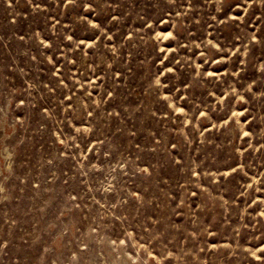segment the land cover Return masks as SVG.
<instances>
[{
    "label": "rangeland",
    "instance_id": "rangeland-1",
    "mask_svg": "<svg viewBox=\"0 0 264 264\" xmlns=\"http://www.w3.org/2000/svg\"><path fill=\"white\" fill-rule=\"evenodd\" d=\"M0 264H264V0H0Z\"/></svg>",
    "mask_w": 264,
    "mask_h": 264
}]
</instances>
